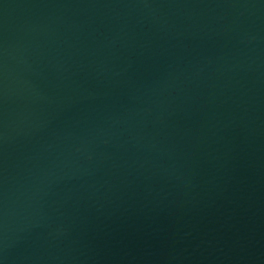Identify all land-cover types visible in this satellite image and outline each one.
Listing matches in <instances>:
<instances>
[{"label": "water", "instance_id": "95a60500", "mask_svg": "<svg viewBox=\"0 0 264 264\" xmlns=\"http://www.w3.org/2000/svg\"><path fill=\"white\" fill-rule=\"evenodd\" d=\"M0 264H264V0H0Z\"/></svg>", "mask_w": 264, "mask_h": 264}]
</instances>
